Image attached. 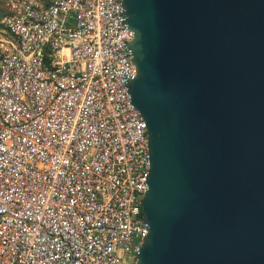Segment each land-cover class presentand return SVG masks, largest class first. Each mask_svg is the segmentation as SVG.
I'll list each match as a JSON object with an SVG mask.
<instances>
[{
	"label": "built area",
	"instance_id": "1",
	"mask_svg": "<svg viewBox=\"0 0 264 264\" xmlns=\"http://www.w3.org/2000/svg\"><path fill=\"white\" fill-rule=\"evenodd\" d=\"M0 264H136L148 125L124 0H5Z\"/></svg>",
	"mask_w": 264,
	"mask_h": 264
},
{
	"label": "water",
	"instance_id": "2",
	"mask_svg": "<svg viewBox=\"0 0 264 264\" xmlns=\"http://www.w3.org/2000/svg\"><path fill=\"white\" fill-rule=\"evenodd\" d=\"M152 167L136 264H264V0H124Z\"/></svg>",
	"mask_w": 264,
	"mask_h": 264
},
{
	"label": "rangeland",
	"instance_id": "3",
	"mask_svg": "<svg viewBox=\"0 0 264 264\" xmlns=\"http://www.w3.org/2000/svg\"><path fill=\"white\" fill-rule=\"evenodd\" d=\"M5 0H0V8L2 9ZM0 38H2V27L0 25Z\"/></svg>",
	"mask_w": 264,
	"mask_h": 264
},
{
	"label": "trees",
	"instance_id": "4",
	"mask_svg": "<svg viewBox=\"0 0 264 264\" xmlns=\"http://www.w3.org/2000/svg\"><path fill=\"white\" fill-rule=\"evenodd\" d=\"M1 17H2V9L0 8V19H1Z\"/></svg>",
	"mask_w": 264,
	"mask_h": 264
}]
</instances>
